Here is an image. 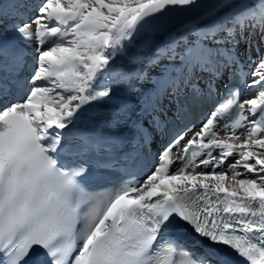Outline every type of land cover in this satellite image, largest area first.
<instances>
[{
	"label": "snow or ice",
	"instance_id": "1",
	"mask_svg": "<svg viewBox=\"0 0 264 264\" xmlns=\"http://www.w3.org/2000/svg\"><path fill=\"white\" fill-rule=\"evenodd\" d=\"M0 26V264H264V0H0Z\"/></svg>",
	"mask_w": 264,
	"mask_h": 264
},
{
	"label": "bare ground",
	"instance_id": "2",
	"mask_svg": "<svg viewBox=\"0 0 264 264\" xmlns=\"http://www.w3.org/2000/svg\"><path fill=\"white\" fill-rule=\"evenodd\" d=\"M5 2L7 3L8 0H5ZM25 2L27 4H29V5H31V4H34L36 2V0H25ZM29 14L30 15H35V13H29ZM10 23H11L10 21H4V25L5 26L10 25ZM5 26H0V34L3 37L7 38V39H11V40L14 39L15 38L14 33L12 31L8 30V28L5 27ZM21 44H23L22 41H21ZM26 47H27L29 52L34 53V50H35L36 46L33 43V44H30V45H27ZM45 47H47V45H45ZM260 47H261V49H264V44H261ZM242 49H243V45H241V49L240 50H242ZM251 55H252V58L255 59V57H256L255 46L253 47V49L251 51ZM143 87H148V85H144ZM254 95H255V93L245 90V91H243L241 98L245 99V98H248V97H251V96H254ZM174 106L175 105L173 103L169 102L168 98L164 99L162 107L165 110L168 111V115L172 114V112L174 111V109H173ZM138 108H139V103H138V100L135 98V109H138Z\"/></svg>",
	"mask_w": 264,
	"mask_h": 264
}]
</instances>
